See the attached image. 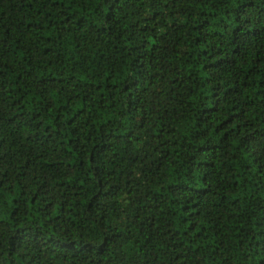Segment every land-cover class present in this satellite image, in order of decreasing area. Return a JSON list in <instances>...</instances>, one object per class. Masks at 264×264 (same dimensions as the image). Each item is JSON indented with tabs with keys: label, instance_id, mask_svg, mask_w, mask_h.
Listing matches in <instances>:
<instances>
[{
	"label": "trees",
	"instance_id": "16d2710c",
	"mask_svg": "<svg viewBox=\"0 0 264 264\" xmlns=\"http://www.w3.org/2000/svg\"><path fill=\"white\" fill-rule=\"evenodd\" d=\"M0 264H264V0H0Z\"/></svg>",
	"mask_w": 264,
	"mask_h": 264
}]
</instances>
